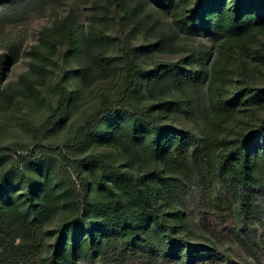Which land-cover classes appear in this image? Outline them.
<instances>
[{
  "label": "trees",
  "instance_id": "16d2710c",
  "mask_svg": "<svg viewBox=\"0 0 264 264\" xmlns=\"http://www.w3.org/2000/svg\"><path fill=\"white\" fill-rule=\"evenodd\" d=\"M149 1L151 10L171 18L170 33L144 10V0H92L86 26L72 9L43 30L45 54L33 47L46 63L56 57L62 73L56 106L32 127L35 147L0 150L13 152L21 167L20 175L0 176V264L109 257L129 264H264V86L251 83L264 0ZM59 2L0 0V29L20 27ZM140 34L152 40L135 43ZM176 34L210 45L177 49ZM176 50L182 52L176 61L145 63L155 51ZM17 59V52L0 54V92L4 63ZM236 67L243 84L232 90ZM101 81L109 88L97 95L74 138L45 141ZM248 109L254 123L231 126ZM178 113L194 126L178 121ZM51 150L61 158L59 174ZM19 176L20 191L13 185ZM58 214L47 243L42 226ZM197 217L207 235L193 228ZM224 239L237 249L223 246Z\"/></svg>",
  "mask_w": 264,
  "mask_h": 264
},
{
  "label": "rangeland",
  "instance_id": "374dc122",
  "mask_svg": "<svg viewBox=\"0 0 264 264\" xmlns=\"http://www.w3.org/2000/svg\"><path fill=\"white\" fill-rule=\"evenodd\" d=\"M92 0H60L55 8L48 7L44 12L34 13L20 27H5L0 29V54L6 53L13 55L18 53V59L16 61L4 63V76L1 81L0 92V150L5 147L19 145L21 147H35V139L32 133L33 126H39L51 113L52 109L57 103V90L55 89V83L61 77L62 71L53 62L56 61V57H52L49 63H46L41 54L35 55L33 52L34 46L41 47V51L45 54L46 44L41 42V34L46 27H51L57 20L65 17L72 9L76 10L84 26L87 24V16L91 6ZM149 0H144V10H150L158 17L164 29L171 32L172 20L171 18L161 12L151 10L152 6L149 5ZM152 39L143 38L142 34L137 37L135 43L145 44L149 43ZM173 43L175 47H192L199 48L200 45L210 44L202 38H187L181 34L174 35ZM254 48H252L251 62L254 66V79L251 83L257 87L264 86V37L259 38L254 42ZM259 50L263 58H255L253 51ZM113 52H118L115 49ZM216 54L212 52V57ZM182 56L180 50L174 52H159L155 51L153 54L145 58V63L152 66L154 62H161L165 60H178ZM53 63V64H52ZM47 64V65H46ZM42 65H46L45 68ZM241 71L239 67H236L232 76V90H237L243 82H241ZM58 77V78H57ZM242 83V84H241ZM110 83L107 81H101L95 84L90 89L83 93V99L81 104L76 108H70L64 115V121L55 129L45 136V141L54 144H61L65 141H71L78 127L83 120L91 112V105L95 102L97 95L109 88ZM169 89V88H168ZM168 89H165L166 91ZM177 94H174L176 99ZM200 104V101H198ZM245 107H242L244 109ZM198 110L201 112V104ZM199 114V113H197ZM201 119V114L197 117ZM178 121L194 126L191 121H187L183 113H178L176 118ZM253 111L242 110L239 112L237 118L231 126L237 127V130L249 128L254 123ZM229 129V128H228ZM228 133V132H227ZM234 135V134H233ZM95 148V147H92ZM88 149L87 151H89ZM115 150L103 147L95 148L96 152ZM85 151V152H87ZM82 154V153H81ZM40 153L38 154V156ZM48 156L53 157V167L57 174L61 173L62 166L60 164V157L53 150L49 151ZM13 152L0 153V176L8 171H11L17 175H20V168ZM37 164L32 166L33 173L37 171ZM21 176L13 180V185L20 191L23 187ZM64 189L68 186V180H64ZM98 194L104 195L103 192ZM62 202L59 207H61ZM192 210H194L192 208ZM191 210V211H192ZM69 213V210H68ZM61 214L48 218L42 229L46 235V242L50 243L54 238L59 226ZM200 217L193 219L192 226L197 233L206 234L202 230ZM207 235V234H206ZM222 245L236 250L237 245L229 239H224ZM84 264H129L122 259L100 258L96 262H85Z\"/></svg>",
  "mask_w": 264,
  "mask_h": 264
}]
</instances>
